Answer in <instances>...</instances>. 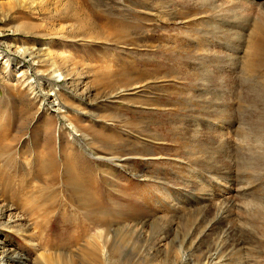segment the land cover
<instances>
[{
  "label": "rangeland",
  "instance_id": "374dc122",
  "mask_svg": "<svg viewBox=\"0 0 264 264\" xmlns=\"http://www.w3.org/2000/svg\"><path fill=\"white\" fill-rule=\"evenodd\" d=\"M254 4L0 0V264H264Z\"/></svg>",
  "mask_w": 264,
  "mask_h": 264
},
{
  "label": "bare ground",
  "instance_id": "6f19581e",
  "mask_svg": "<svg viewBox=\"0 0 264 264\" xmlns=\"http://www.w3.org/2000/svg\"><path fill=\"white\" fill-rule=\"evenodd\" d=\"M254 1L255 0H247V2H248V4L250 5V6H252V5H256V4H254ZM256 7V6H255ZM260 21V20H259ZM262 29V30H261ZM259 30H261V34H260V32H259ZM256 32L258 33V43H257V46H256V48L255 49H257V51H259L260 53H263L264 51H263V49H264V45L261 43V42H263L264 43V15H262V18H261V21H260V23H259V25H258V30H257V28H256ZM261 38H263V39H261ZM28 54H31V55H34V57L35 56H37L38 58H40L41 57V59L43 60V56H42V54H41V56H38L37 54H40V53H28ZM37 62V61H36ZM50 67H51V79H56L57 78V76H63L62 74H60L59 72H60V70L56 67V65L54 64V63H52L51 65H50ZM45 98V97H44ZM46 100V99H45ZM45 100H43V101H45ZM47 101H45V103H46ZM48 103H49V101H48ZM50 104H52V103H50ZM53 106H56V105H54V103L52 104ZM52 109V108H51ZM53 110V109H52ZM56 112V111H55ZM54 112V113H55ZM56 114H58L57 112H56ZM76 181V180H75ZM80 181V180H79ZM78 182V181H77ZM74 183V182H73ZM79 184V183H78ZM37 205V204H36ZM34 209V208H33ZM46 209V208H45ZM39 211V210H38ZM6 214V213H5ZM5 262H7V263H9L10 262V259H6V261ZM6 263V264H7Z\"/></svg>",
  "mask_w": 264,
  "mask_h": 264
}]
</instances>
